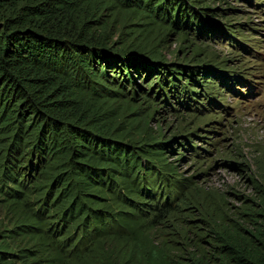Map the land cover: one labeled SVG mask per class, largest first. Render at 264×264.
<instances>
[{"label":"trees","instance_id":"16d2710c","mask_svg":"<svg viewBox=\"0 0 264 264\" xmlns=\"http://www.w3.org/2000/svg\"><path fill=\"white\" fill-rule=\"evenodd\" d=\"M107 8L178 36H188L193 22L200 27V9L184 0H0V210L11 214L8 225L0 213V264H264V191L256 186L257 202L244 198L241 221L205 229V245L199 226L192 232L199 240L191 243L187 229L179 246L153 235V224L142 228L138 216L153 203L144 196H155L143 168L184 199L189 179L176 177L167 141L121 140L105 114L134 101L124 87L133 72L157 75L149 86L164 83L174 93L177 74L197 78L186 65L116 46L102 18Z\"/></svg>","mask_w":264,"mask_h":264},{"label":"rangeland","instance_id":"374dc122","mask_svg":"<svg viewBox=\"0 0 264 264\" xmlns=\"http://www.w3.org/2000/svg\"><path fill=\"white\" fill-rule=\"evenodd\" d=\"M184 1L195 11L200 9V27L193 22L188 36H178L127 9L102 12L116 46L130 45L166 66L183 64L196 72L197 82L188 74H177L185 87L177 84L175 93L167 84L158 87L157 75L133 72L124 87L131 97L135 94L134 101L112 104L115 112L104 117L113 122L121 140L169 143L165 155L176 168L175 176L189 179L181 190L189 191L184 199L179 189L143 168L155 196H144L153 203L151 208L143 207L138 217L146 220L142 228L153 224V235L169 245L176 240V246L187 243V229L191 243L199 240L192 233L196 226L200 227L197 232L207 233L202 240L205 245L211 235L205 229L221 222H240L244 198L257 202L255 186L264 191V0ZM191 11L187 9L188 15ZM111 70V76L124 80L119 69ZM204 70L211 73L204 74ZM167 79L171 85L172 75ZM152 81L156 84L150 87ZM196 201L204 216L198 213ZM0 213L11 225V214L5 208ZM127 222L122 221L125 226L130 225ZM88 242V237L82 238L77 251L83 252Z\"/></svg>","mask_w":264,"mask_h":264}]
</instances>
